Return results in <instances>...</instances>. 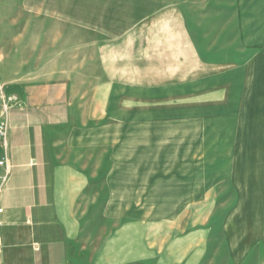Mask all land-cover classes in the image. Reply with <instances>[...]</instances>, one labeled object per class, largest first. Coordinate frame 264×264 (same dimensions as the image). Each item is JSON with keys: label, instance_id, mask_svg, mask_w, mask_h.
I'll return each mask as SVG.
<instances>
[{"label": "crops", "instance_id": "obj_1", "mask_svg": "<svg viewBox=\"0 0 264 264\" xmlns=\"http://www.w3.org/2000/svg\"><path fill=\"white\" fill-rule=\"evenodd\" d=\"M59 1L0 0V77L13 98L0 264H145L131 256L132 239L144 245L147 229L201 224L188 168L151 217L131 223L113 152L145 103L199 98L237 101V216L214 224H237V264L248 251L249 264H264V0H143L132 78L128 65L77 55L50 7ZM102 116L115 124L98 127Z\"/></svg>", "mask_w": 264, "mask_h": 264}, {"label": "rangeland", "instance_id": "obj_2", "mask_svg": "<svg viewBox=\"0 0 264 264\" xmlns=\"http://www.w3.org/2000/svg\"><path fill=\"white\" fill-rule=\"evenodd\" d=\"M59 2L50 7L63 14L71 32L67 43L80 47L78 56L96 55L103 64L128 65L130 77L136 76L139 13L147 9L143 0ZM133 112L126 123L129 130L115 134L120 148L113 150L120 161L114 165L115 172L125 179L130 222L138 216L151 217L161 201L159 194L177 183L171 182L172 176L182 178L188 168L193 174L188 183L194 184L195 194L192 214L195 223L201 224L177 230L166 224L147 229L144 245L131 240V256L144 255L145 264H237V224H214L237 216V101L147 102ZM114 124L105 116L97 121L100 128ZM111 156L109 150L104 163L98 160L99 188L105 187V175L111 172L107 164ZM185 234L191 236L190 243ZM248 253L240 264H249Z\"/></svg>", "mask_w": 264, "mask_h": 264}, {"label": "built area", "instance_id": "obj_3", "mask_svg": "<svg viewBox=\"0 0 264 264\" xmlns=\"http://www.w3.org/2000/svg\"><path fill=\"white\" fill-rule=\"evenodd\" d=\"M0 77V199L5 187L7 186L11 176V164L9 160V123L11 114V101ZM3 208L0 203V236L3 226L2 221Z\"/></svg>", "mask_w": 264, "mask_h": 264}]
</instances>
